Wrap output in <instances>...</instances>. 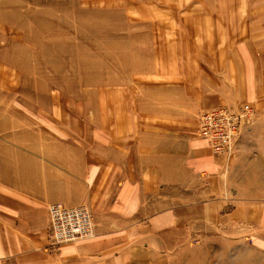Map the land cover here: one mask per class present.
I'll return each instance as SVG.
<instances>
[{
    "label": "rangeland",
    "instance_id": "rangeland-1",
    "mask_svg": "<svg viewBox=\"0 0 264 264\" xmlns=\"http://www.w3.org/2000/svg\"><path fill=\"white\" fill-rule=\"evenodd\" d=\"M162 91L179 110L198 92L249 102L255 123L196 195L220 201L204 225L163 230L169 249L130 264H264V0H0V138L45 120L64 138L136 139Z\"/></svg>",
    "mask_w": 264,
    "mask_h": 264
},
{
    "label": "crops",
    "instance_id": "crops-1",
    "mask_svg": "<svg viewBox=\"0 0 264 264\" xmlns=\"http://www.w3.org/2000/svg\"><path fill=\"white\" fill-rule=\"evenodd\" d=\"M166 95L162 91L158 104L151 98L142 106L156 116L150 129L119 143L107 137L99 143L86 129L85 137L64 138L45 120L19 128L14 123L19 132L0 138V264L79 263L80 258L83 264H130L132 250L156 259L169 249L163 230L188 233L204 225L220 201L207 203L196 195L207 185L215 188L225 159L195 135L194 122L203 109L249 102L227 106L198 92L179 110L164 102ZM187 193L195 197L187 199ZM52 204L88 205L94 237L53 245Z\"/></svg>",
    "mask_w": 264,
    "mask_h": 264
},
{
    "label": "built area",
    "instance_id": "built-area-1",
    "mask_svg": "<svg viewBox=\"0 0 264 264\" xmlns=\"http://www.w3.org/2000/svg\"><path fill=\"white\" fill-rule=\"evenodd\" d=\"M254 123L255 111L249 103L237 108L219 107L201 114L197 134L215 155L229 159L235 154L240 138L252 129ZM49 217L53 245L88 240L95 235L93 212L86 204L75 207L52 204Z\"/></svg>",
    "mask_w": 264,
    "mask_h": 264
}]
</instances>
